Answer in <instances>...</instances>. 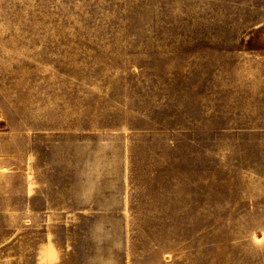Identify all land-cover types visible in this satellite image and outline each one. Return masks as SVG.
<instances>
[{"label":"rangeland","instance_id":"374dc122","mask_svg":"<svg viewBox=\"0 0 264 264\" xmlns=\"http://www.w3.org/2000/svg\"><path fill=\"white\" fill-rule=\"evenodd\" d=\"M0 264H264V0H0Z\"/></svg>","mask_w":264,"mask_h":264}]
</instances>
